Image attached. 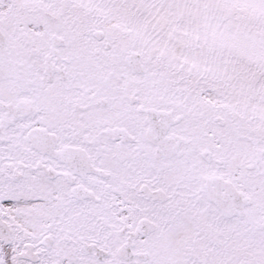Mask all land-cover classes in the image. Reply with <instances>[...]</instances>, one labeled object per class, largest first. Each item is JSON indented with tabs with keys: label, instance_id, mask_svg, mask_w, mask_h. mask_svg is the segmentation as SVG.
I'll use <instances>...</instances> for the list:
<instances>
[{
	"label": "snow or ice",
	"instance_id": "snow-or-ice-1",
	"mask_svg": "<svg viewBox=\"0 0 264 264\" xmlns=\"http://www.w3.org/2000/svg\"><path fill=\"white\" fill-rule=\"evenodd\" d=\"M0 264H264V0H0Z\"/></svg>",
	"mask_w": 264,
	"mask_h": 264
}]
</instances>
